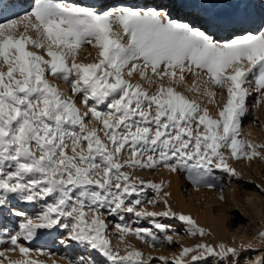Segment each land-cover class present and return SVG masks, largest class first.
<instances>
[{
	"label": "snow or ice",
	"instance_id": "snow-or-ice-1",
	"mask_svg": "<svg viewBox=\"0 0 264 264\" xmlns=\"http://www.w3.org/2000/svg\"><path fill=\"white\" fill-rule=\"evenodd\" d=\"M84 46L96 50L92 62H77ZM49 75L69 83L73 95ZM249 76L257 91L264 89V0H34L22 16L0 20V213L20 218L7 251L22 257L0 251V264H38L20 241H32L40 229H63L65 243L89 251L69 264H98L100 256L109 264H169L165 256L145 259L138 249L114 250L107 216L123 220L131 213L161 232L168 225L157 217L176 218L193 237L205 230L160 198L163 182L124 169L184 171L209 188L216 187L215 177L209 179L214 169L240 178L228 154L264 159V144L241 138ZM189 77L196 79L188 84ZM214 89L227 94L215 117L201 104L205 97L216 102ZM146 189L157 193L147 203L162 202L164 211L141 207ZM10 200H43L44 207L28 215ZM115 227L120 240L174 243L151 229ZM258 240L264 244V231ZM256 247L198 243L183 247L171 264H206L210 257L219 264H264V256L246 259Z\"/></svg>",
	"mask_w": 264,
	"mask_h": 264
},
{
	"label": "rangeland",
	"instance_id": "rangeland-1",
	"mask_svg": "<svg viewBox=\"0 0 264 264\" xmlns=\"http://www.w3.org/2000/svg\"><path fill=\"white\" fill-rule=\"evenodd\" d=\"M33 1L0 0V20L22 16L30 10ZM55 2H77L93 5L97 3V0H55ZM32 50L40 51L39 49ZM88 53H91V55H87ZM95 57L96 50L90 46H84L80 49L77 62L89 63ZM48 79L63 90L66 95H73L69 83L56 79L51 75L48 76ZM135 79L138 80L139 78L136 77ZM194 79L196 78L189 77L188 84H191ZM245 86L249 89L250 95L247 98V112L241 121V138L251 140L254 144H264V89L257 91L253 76H249V83ZM145 87H148V85L145 84ZM179 90L185 91L183 86ZM214 90L218 93L216 102L208 104L205 97L201 99V104L215 110V114L210 113L215 117L219 108H222L226 102L227 94L219 89ZM186 94L190 97L199 98L195 92H186ZM77 103L79 107L83 108L79 100ZM101 110L106 111L103 106ZM90 123L95 124V121H90ZM225 151L227 153V150ZM260 151L264 152V149H260ZM228 155L229 163L240 174V178L230 179L221 169H214L209 177L210 180L215 177L213 182L216 187L213 188L203 184H193L184 171L171 172L163 167L154 171L124 169L125 171H131L135 177H139L140 180L145 182L153 181L158 184L163 182L160 198L166 199L174 211L191 216L205 230V234L203 236H190L186 232L184 222L176 218L157 217L156 219L160 223L168 225V230L161 232L155 229L150 219H138L134 214L123 213V220L120 216H107L108 236L113 249L119 250L121 255L133 249H138L144 253L145 259L149 255L153 257L165 256L171 264L173 258L179 255L183 247H192L198 243H208L213 246L224 243L230 247H239L242 243H253L257 247L247 255L246 259L255 261L257 257L264 256V244L258 240L259 233L264 231V191H261V188H264V159L255 157L252 160L242 158L237 161L231 159L230 154ZM170 184L174 186L176 195L168 193L167 196H164L163 193H167L166 190ZM176 196H179L182 205L177 204ZM221 196L224 199H221ZM140 198L144 201L141 207L149 211L159 212L165 210L166 206L162 202L155 205L147 203V201L157 198V193L151 189H146ZM132 199H135V197H132ZM48 202L51 203V200ZM9 206L24 211L28 215H35L43 209L44 202L43 200L39 202L10 200ZM194 209L200 211V218L194 217L192 213ZM19 222V217L11 215L7 211L0 213V251H4L5 255L12 260L22 258L19 251H7L11 247L8 236L19 231ZM117 223L128 224L134 229H151L161 241L164 240L165 235L172 236L174 243L170 245L165 241L156 247H152L133 235H128L124 240H120L118 230L115 227ZM66 235L67 233L63 229H40L38 230V236L32 241L21 240L20 243L32 250L29 255L38 264H69L70 260L78 262L81 256L89 254L88 250L83 249L76 242L65 243ZM195 254V252L190 253L184 259L189 261L191 256ZM4 264H8V261L5 260ZM98 264H109V262H106V258L100 256L98 257ZM152 264H161V261L154 259ZM206 264H219V262L215 257H210Z\"/></svg>",
	"mask_w": 264,
	"mask_h": 264
},
{
	"label": "bare ground",
	"instance_id": "bare-ground-1",
	"mask_svg": "<svg viewBox=\"0 0 264 264\" xmlns=\"http://www.w3.org/2000/svg\"><path fill=\"white\" fill-rule=\"evenodd\" d=\"M33 2H34V1H33ZM210 108H211V107H210ZM209 112L215 114V110H213V109H209ZM208 190H210V189H208ZM166 191H167V193H169V194H171V195H172V194H173V195H176L175 192H174V186L171 185V184L168 186V188H167ZM176 197H177V202H178L177 204L182 205V202L180 201L179 196H176ZM181 207H182V206H181ZM192 213H193L194 217L200 218V216H201L199 210L194 209ZM182 224H183V223H182Z\"/></svg>",
	"mask_w": 264,
	"mask_h": 264
}]
</instances>
